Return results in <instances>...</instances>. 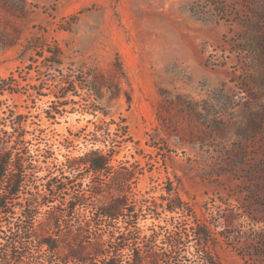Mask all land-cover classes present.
Listing matches in <instances>:
<instances>
[{
  "label": "rangeland",
  "instance_id": "374dc122",
  "mask_svg": "<svg viewBox=\"0 0 264 264\" xmlns=\"http://www.w3.org/2000/svg\"><path fill=\"white\" fill-rule=\"evenodd\" d=\"M1 79L14 85L0 134H22L36 165L26 190L113 147L136 170L133 198L175 187L219 232L223 264H264V0H0ZM90 183L83 169L74 189ZM170 215L132 224L150 233Z\"/></svg>",
  "mask_w": 264,
  "mask_h": 264
},
{
  "label": "trees",
  "instance_id": "16d2710c",
  "mask_svg": "<svg viewBox=\"0 0 264 264\" xmlns=\"http://www.w3.org/2000/svg\"><path fill=\"white\" fill-rule=\"evenodd\" d=\"M11 85L1 79L0 94L13 91ZM91 111L105 114L102 108ZM11 134H0V222L5 221V229H0V264H223L217 253L219 232L196 215L175 187H166L160 200L133 198L136 170L113 165V147L105 152L90 149L82 156L67 159L64 166L69 175H51L49 171L44 190L29 191L25 187L36 165L31 154L23 151L22 134L14 138ZM83 169L91 182L88 193L74 189ZM20 192L28 195L20 214L13 219L12 201ZM62 193L70 197L58 210L57 203L52 202H60L57 196ZM42 205L47 206L45 211H34ZM41 213L42 218H38ZM163 213L171 214L166 224L150 227V233L143 234L132 224L140 216L159 218ZM120 219L123 226L116 225ZM125 248L131 251L127 259L122 252Z\"/></svg>",
  "mask_w": 264,
  "mask_h": 264
}]
</instances>
